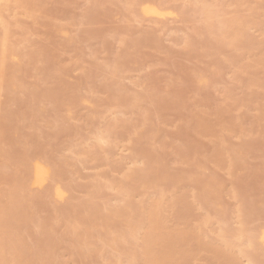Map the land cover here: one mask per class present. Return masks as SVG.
Instances as JSON below:
<instances>
[{"label":"rangeland","instance_id":"rangeland-1","mask_svg":"<svg viewBox=\"0 0 264 264\" xmlns=\"http://www.w3.org/2000/svg\"><path fill=\"white\" fill-rule=\"evenodd\" d=\"M23 1L0 6V264H143L147 235L158 264H264L247 242L264 224V0ZM232 15L245 29L225 40Z\"/></svg>","mask_w":264,"mask_h":264},{"label":"bare ground","instance_id":"bare-ground-1","mask_svg":"<svg viewBox=\"0 0 264 264\" xmlns=\"http://www.w3.org/2000/svg\"><path fill=\"white\" fill-rule=\"evenodd\" d=\"M27 1V0H26ZM141 1H143L142 3H140L139 4V7H138V9H139V11L137 10V13L138 12H140V14L142 15V16H164V15H166V14H173V13H175V11H173L172 12V10L170 11V10H168V9H164V8H161L162 6H160L161 4H157V3H155L156 2V0L154 1H152V0H141ZM8 2H10L11 3V5H12V7L13 8H16L17 6H23L24 5V2L25 1H23V0H0V6H2V4L4 5V6H6L7 4H8ZM159 2V1H158ZM164 2V1H163ZM239 2H240V0H239ZM2 3V4H1ZM9 3V4H10ZM98 3V2H97ZM203 4V3H202ZM205 4V3H204ZM207 4V3H206ZM10 5V6H11ZM96 5V4H95ZM9 6V7H10ZM96 8V7H95ZM166 8V7H165ZM171 9V8H170ZM205 9V14L206 15H208L209 16V14L207 13V11L206 10H208V9H206V8H204ZM85 10H87V8L85 9ZM135 10V11H136ZM174 10V9H173ZM177 10V9H176ZM202 10V9H201ZM200 11V10H199ZM204 11V10H203ZM14 12V11H13ZM90 12V11H89ZM198 12V11H197ZM209 12V11H208ZM211 12L212 11H210V14H211ZM180 13V12H179ZM12 15V14H11ZM85 15V14H84ZM178 15V14H177ZM213 15V14H212ZM219 15H220V13H219ZM204 16V15H203ZM208 16H205V18L206 17H208ZM216 16H218V13L216 14ZM221 16V15H220ZM5 17V16H4ZM89 17V16H88ZM209 18V17H208ZM223 18V17H222ZM227 19L225 20V22H223L222 20H224V19H222L221 21L223 22L222 24H224L225 25V27H226V31L223 33V35H221L222 37H224V35L225 36H227V38H231V39H237V37H239V35H241V33H242V31H243V29H245L244 28V26L243 27H240V25L239 24H241V23H239V21H238V18H236V16L235 15H232L231 17L229 16V18L228 17H226ZM244 19V18H243ZM2 20H4V19H2V16H1V7H0V22L2 21ZM208 21V20H207ZM3 23H4V21H2ZM206 22V21H205ZM7 23V22H6ZM1 24V23H0ZM243 24H244V22H243ZM242 24V25H243ZM5 25V24H4ZM225 27H222V28H225ZM3 46H5L6 44V34H7V31H6V26L4 27L3 26ZM243 28V29H242ZM245 31V30H244ZM243 34H245V33H243ZM242 37V36H241ZM225 38V37H224ZM223 38V39H224ZM230 39V40H231ZM235 39V40H236ZM222 40V39H221ZM225 40H226V38H225ZM228 40V39H227ZM234 40V41H235ZM240 40V39H239ZM232 41V40H231ZM226 42V41H225ZM123 43V42H122ZM228 43V42H227ZM234 43V42H233ZM237 44V43H236ZM5 49V48H4ZM36 50V49H35ZM4 51V50H3ZM5 52V51H4ZM34 52V51H33ZM3 53V52H2ZM6 53V52H5ZM5 53H4V55H5ZM3 55V56H4ZM3 56H1V58L3 57ZM260 56V55H259ZM3 59V58H2ZM260 60V59H259ZM2 70V69H1ZM7 70V69H6ZM5 71V70H4ZM4 71H2V72H4ZM104 117V116H103ZM110 123V122H109ZM114 124V123H113ZM106 126H107V124H106ZM105 126V127H106ZM108 126H109V124H108ZM112 129H110V131H111ZM116 130V129H115ZM109 131V130H108ZM107 139H108V137H106ZM99 140H102V138L100 137L99 138ZM106 141V140H105ZM92 148H90L89 150H91ZM86 151H87V149H86ZM92 151V150H91ZM83 152H84V154H83ZM82 152V154L83 155H85L86 153H88L89 154V152L87 151V152H85V151H83ZM93 152V151H92ZM91 152V153H92ZM91 155V154H90ZM26 166V165H25ZM27 167H28V174H29V184H33V185H39V186H41V185H43L45 182H46V180L48 179V176H49V172H50V169H49V167H48V165H46V163H44V162H42L41 160H34L33 162H30L29 161V163L27 164ZM133 169V168H132ZM141 170V169H140ZM126 173V172H125ZM134 173H136V171L134 172ZM139 173V172H138ZM137 173V174H138ZM137 174H135V176H137L138 177V175ZM134 175V174H133ZM133 175H131V176H133ZM125 176V175H124ZM126 176H128V175H126ZM27 177V176H26ZM134 178V177H133ZM132 179V178H131ZM136 180V179H135ZM127 181V180H126ZM124 182V181H123ZM110 186V185H109ZM61 188V187H60ZM59 187H56L55 189H54V195L57 197V198H61L62 196H63V191L60 189ZM123 188V187H122ZM63 189V188H62ZM160 196H162V195H160ZM163 197V196H162ZM63 198V197H62ZM161 198V197H160ZM163 198H165V197H163ZM163 198H161V199H163ZM154 199V198H153ZM156 199H157V197H156ZM159 199V198H158ZM157 199V200H158ZM161 199L159 200V202L161 201ZM157 200H155L153 203H154V205H152V206H150V205H148L149 207H145L146 209H150L148 212H150L151 211V209H154V208H156L157 207V204H158V202H157ZM167 203V202H166ZM159 205H161V203H159ZM166 205V204H165ZM80 207H81V205H80ZM160 207V206H159ZM3 207H1V209H2ZM7 208V207H6ZM6 208H4V209H6ZM158 208V207H157ZM3 209V210H4ZM75 210V209H74ZM6 211V210H5ZM4 211V212H5ZM143 211V210H142ZM80 213V212H79ZM78 213V214H79ZM88 213V212H87ZM91 213V212H90ZM89 213V214H90ZM116 213V212H115ZM159 213V212H158ZM84 214V213H83ZM148 214L149 213H147L146 215H145V218H147V216H148ZM80 215V214H79ZM139 215V214H138ZM0 216H2V214H0ZM89 216V215H88ZM118 216V215H117ZM143 217V216H142ZM161 217V216H160ZM85 218V217H84ZM149 218V217H148ZM147 218V219H148ZM2 219H3V216H2ZM140 220H141V218H140ZM4 221V220H3ZM138 221V220H137ZM150 221V220H149ZM6 222V221H5ZM142 222V221H141ZM140 222V223H141ZM142 223H144V222H142ZM71 224V223H70ZM244 225V224H243ZM1 226V225H0ZM136 226V225H135ZM198 227V226H197ZM1 228V227H0ZM184 228V227H183ZM243 228V227H242ZM168 230V229H167ZM239 230V229H238ZM241 230V229H240ZM137 231V230H136ZM246 231V230H245ZM133 232V231H132ZM131 233V232H130ZM144 233H145V231H144ZM180 233V232H179ZM242 233H243V231L241 230V232L240 231H238L237 232V235H238V237H241L242 238ZM85 234V233H84ZM135 234H136V232H135ZM143 234V233H142ZM148 234V231H147V233H146V235ZM183 234H184V232H183ZM249 234V233H248ZM139 235V234H138ZM169 235V234H168ZM180 235V234H179ZM143 236V235H142ZM149 235H147V236H145V239H143V244L141 243V250H142V256H143V260H142V262H143V264H158V262L156 261L157 260V258H155V257H153L152 256V254H151V249L152 248H149L148 249V247H149V245H148V242L150 241L151 242V239H149L150 237H148ZM86 237V236H85ZM161 237V236H160ZM167 237V236H166ZM248 236L246 235V238H247ZM143 238V237H142ZM172 238V237H171ZM149 239V240H148ZM168 239V238H167ZM139 240V239H138ZM157 240V239H156ZM156 240H154V241H156ZM163 240V239H162ZM168 240H170L171 241V239H168ZM167 240V241H168ZM163 241H165V240H163ZM252 241H255L256 243H258V244H260V246L261 245H264V224L263 225H261V226H259L258 227V229L255 231V234L252 236V237H250L249 236V238H248V240H247V242H252ZM141 242V241H140ZM150 242H149V244H150ZM157 242V241H156ZM0 243H1V241H0ZM165 243H166V241H165ZM229 243V242H228ZM227 243V244H228ZM233 243V242H232ZM162 244V243H161ZM226 244V245H227ZM252 244V243H251ZM236 245V243L234 244V246ZM250 245V244H249ZM139 246H140V243H139ZM165 246V245H164ZM163 246V247H164ZM255 246V245H254ZM259 246V245H258ZM2 244H0V260H2ZM138 247V246H137ZM5 248V247H4ZM134 248V247H133ZM139 248V247H138ZM156 248V247H155ZM118 249V248H117ZM180 249V248H179ZM215 250V249H214ZM240 250V249H239ZM151 251V252H150ZM221 251V250H220ZM133 252H135V251H133ZM214 252V251H213ZM137 253V252H136ZM215 254H216V252H214ZM218 253V252H217ZM130 254V253H129ZM136 255V254H135ZM137 256V255H136ZM218 256V255H217ZM139 257V256H138ZM169 257V256H168ZM129 258V257H128ZM137 258V257H136ZM130 259H132V258H130ZM133 259H135V256L133 255ZM169 259V258H168ZM125 260V259H124ZM239 260V259H238ZM250 260V259H249ZM133 261V260H132ZM141 262V261H140ZM176 264V263H175ZM248 264V263H247Z\"/></svg>","mask_w":264,"mask_h":264}]
</instances>
